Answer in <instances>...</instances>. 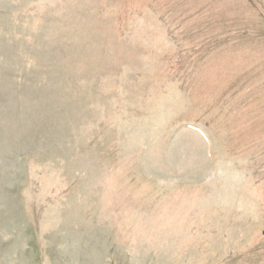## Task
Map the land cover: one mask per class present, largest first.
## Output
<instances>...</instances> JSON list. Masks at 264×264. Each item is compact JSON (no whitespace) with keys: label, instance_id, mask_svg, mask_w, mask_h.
Returning a JSON list of instances; mask_svg holds the SVG:
<instances>
[{"label":"rangeland","instance_id":"rangeland-1","mask_svg":"<svg viewBox=\"0 0 264 264\" xmlns=\"http://www.w3.org/2000/svg\"><path fill=\"white\" fill-rule=\"evenodd\" d=\"M0 264H264V0H0Z\"/></svg>","mask_w":264,"mask_h":264}]
</instances>
